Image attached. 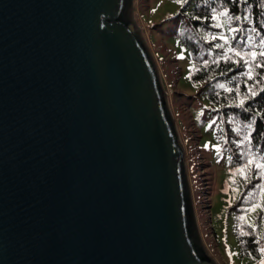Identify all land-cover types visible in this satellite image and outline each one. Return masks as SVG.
I'll return each mask as SVG.
<instances>
[{
  "label": "water",
  "instance_id": "1",
  "mask_svg": "<svg viewBox=\"0 0 264 264\" xmlns=\"http://www.w3.org/2000/svg\"><path fill=\"white\" fill-rule=\"evenodd\" d=\"M133 0H0V264H218Z\"/></svg>",
  "mask_w": 264,
  "mask_h": 264
},
{
  "label": "rangeland",
  "instance_id": "2",
  "mask_svg": "<svg viewBox=\"0 0 264 264\" xmlns=\"http://www.w3.org/2000/svg\"><path fill=\"white\" fill-rule=\"evenodd\" d=\"M184 4L185 0H133L131 15L175 120L205 247L218 264H264V241L263 258L252 263L242 254L238 235L244 224L255 225L258 216L260 229H264V167H257L264 165V155L229 146L212 130L216 107L200 98L199 85L191 80L190 50L180 36L169 34L171 19ZM226 12L216 10L214 24L216 36L228 41L232 30L227 26Z\"/></svg>",
  "mask_w": 264,
  "mask_h": 264
},
{
  "label": "trees",
  "instance_id": "3",
  "mask_svg": "<svg viewBox=\"0 0 264 264\" xmlns=\"http://www.w3.org/2000/svg\"><path fill=\"white\" fill-rule=\"evenodd\" d=\"M221 9L232 30L228 41L215 34L214 13ZM169 34L180 36L191 52L190 77L200 98L216 107L211 128L217 138L264 155V0H185ZM260 219L238 232L252 263L263 258Z\"/></svg>",
  "mask_w": 264,
  "mask_h": 264
},
{
  "label": "snow or ice",
  "instance_id": "4",
  "mask_svg": "<svg viewBox=\"0 0 264 264\" xmlns=\"http://www.w3.org/2000/svg\"><path fill=\"white\" fill-rule=\"evenodd\" d=\"M178 2H184V0H178ZM218 47H219V45H218ZM237 55H239V53H237ZM252 55L253 56H255L256 54L255 53H252ZM221 87H223V85H221ZM253 95H255V93H253ZM257 167L259 168V167H264V165H257ZM238 171H240V172H243V169H238ZM254 210V209H253ZM241 219H244L243 217H241Z\"/></svg>",
  "mask_w": 264,
  "mask_h": 264
},
{
  "label": "bare ground",
  "instance_id": "5",
  "mask_svg": "<svg viewBox=\"0 0 264 264\" xmlns=\"http://www.w3.org/2000/svg\"><path fill=\"white\" fill-rule=\"evenodd\" d=\"M131 17H132V15H131ZM132 19L134 20V18L132 17Z\"/></svg>",
  "mask_w": 264,
  "mask_h": 264
}]
</instances>
